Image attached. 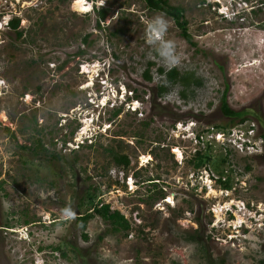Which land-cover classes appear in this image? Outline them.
Listing matches in <instances>:
<instances>
[{"label":"rangeland","instance_id":"obj_1","mask_svg":"<svg viewBox=\"0 0 264 264\" xmlns=\"http://www.w3.org/2000/svg\"><path fill=\"white\" fill-rule=\"evenodd\" d=\"M168 1L183 7L192 42L144 0H0V183L9 193L0 186V264H264V138L252 154L213 138L241 122L222 112L225 90L264 134V0H240L246 12L234 22L216 0ZM101 5L108 14L98 27ZM157 15L168 21L176 65L148 43L146 24ZM9 17L20 18L17 29ZM161 66L193 71L204 85L171 84ZM124 88L139 101L115 115ZM94 129L100 136L78 148ZM197 149L210 156L201 167ZM114 153L127 154L129 167ZM92 186L128 231L97 215L83 239L76 219L89 199L78 205ZM68 205L74 219L62 215Z\"/></svg>","mask_w":264,"mask_h":264},{"label":"trees","instance_id":"obj_2","mask_svg":"<svg viewBox=\"0 0 264 264\" xmlns=\"http://www.w3.org/2000/svg\"><path fill=\"white\" fill-rule=\"evenodd\" d=\"M146 5L154 11H162L165 14L171 16L175 22H177V24L179 26H181L183 28L182 30V34L184 35V37L189 41L192 42V37L190 35V33L188 32V29L186 27V21H184V9L183 7L179 6V5H172L170 4V2L168 0H144ZM102 6V5H101ZM96 12L98 13V21H97V26L101 27V22H103L108 14V9L106 7H98V9L96 10ZM9 24L11 25L10 27H12L13 29H17L19 24H20V18L15 17L13 19H11L9 21ZM19 36L23 35V31L18 30L17 31ZM89 37L90 35L87 34L84 36L83 40L85 43H91L92 41H89ZM84 50H80L79 54H83ZM154 63L150 62V65H152ZM150 67H148L146 69V72L144 73V76L147 80H152V75L150 74ZM157 72L159 74V76H166L168 82H170L171 84H174L178 81H181L182 84H184L186 87H189L191 84H195L196 86H201L203 84V80L200 77H195V73L192 72H187L189 73V75H185L181 74V72L178 70V68L176 66H172L170 67V69H167L165 67H159L157 69ZM169 89L167 88L166 84H162L160 85V94H163L164 92H167ZM226 90L222 96L221 99V110L222 112L226 115V116H230L233 118H239L241 122L245 121L246 118L245 116L240 113L241 111H237L235 109H233L228 101H227V95H226ZM188 91L187 90H183L181 92V95L183 98H187ZM120 109H115L114 110V114L117 115L119 114ZM34 121H37L36 117H34ZM215 128V127H214ZM6 130L10 133V135L15 138V134L11 131V129L9 127H6ZM74 134V133H73ZM262 136L264 137V134H262ZM66 142V140H64ZM197 142H202V138L200 136V134L197 135ZM210 142V141H208ZM21 148L23 149H31L32 147H27L25 145L20 144ZM46 149H41L37 152H44ZM196 157L194 160V165L195 167H201L204 163H206L209 159L210 156L208 153H203L201 151H199L198 149L196 150ZM114 161L116 162V164L124 166V167H129L130 165V158L127 154H121V153H114ZM205 167H208V165L206 164ZM218 181L220 182V184L222 185L223 188H231V182L228 178L223 180L221 178H218ZM3 182L2 181L0 183L1 188L4 190V194L5 196H9L8 191H6L5 188H3ZM92 189V193L88 192L89 189ZM89 189H86L84 192V196L81 197L82 203L79 204L78 206H83L84 202H85V197H87L89 199V209H87V211L85 213L79 214L77 216L76 219V223L81 227V229L83 230L82 232V237L84 240H89L90 237L88 235V233L84 232V230L87 227V223L89 220H91L93 217L95 216H100L103 220L106 221H110L112 224V230L115 232H120L121 230H125L128 231L130 229V223L128 221V219L118 210V209H112L111 206L107 203H104L101 200V196L104 194L105 190H100L97 186H92L89 187ZM108 190V189H106ZM16 211H11V215L16 214ZM23 212V211H22ZM24 216H25V224H28L30 221L27 218L28 214L26 213V211L24 210L23 212ZM9 225V224H8ZM101 238V237H100ZM54 250H60L63 251L62 248L60 246H56L54 247ZM63 255L66 256V253L63 252Z\"/></svg>","mask_w":264,"mask_h":264},{"label":"clouds","instance_id":"obj_3","mask_svg":"<svg viewBox=\"0 0 264 264\" xmlns=\"http://www.w3.org/2000/svg\"><path fill=\"white\" fill-rule=\"evenodd\" d=\"M215 2L216 3L214 5H216V8L220 10L219 12L223 14L226 19H229L232 22L240 20V18L246 12V9L244 10L243 6H236L238 4L240 5V0H231V1L227 0V3H223V0H216ZM228 2H230L231 7L229 6ZM245 2L246 1H244V3ZM232 4H234L235 6H233ZM239 8L241 9V11H239ZM223 9H226V10L222 11ZM11 19L12 18L9 17L8 21L6 22L7 26H10L9 21ZM168 27H169L168 21L163 16L157 15L147 21L146 34L148 38V43L152 45L156 49V51H158L161 54L163 63L165 65H176L180 62V56L175 53L174 41L165 39ZM203 85L204 84H202L201 86ZM125 89L126 88H124V93H123L124 95H122L121 93V96H122L121 103L117 106H114L113 111L115 109L121 110L123 106L125 107L128 106V108H131L133 102L139 101L138 99H135L131 91H129L131 95H128V96H131V99H127L126 97L128 94L127 93L128 90H125ZM169 93L170 91H167V92H164L163 94L166 95ZM139 108L140 106L137 105L136 107H134L133 110L137 111ZM193 126H195V124ZM97 129L98 130L100 129L99 126ZM257 129H258V126L256 125L254 121H250L249 123V120L246 119L245 121L239 122L238 124H236L230 129H227L224 132L219 131L215 133L213 135V138L217 135H222L221 138H218L217 140L225 141L226 139V143H223V144L226 145L227 148H230L233 150L235 149L237 151H240L241 153H244V152H247L250 154L254 153V152H249L247 149L248 146L253 145L257 149L255 153H259L262 151V145H261L262 142H258V140H263L264 137L262 136V134L260 135L257 134L258 135L257 136L254 133ZM96 130L94 129L91 134L88 133V135L84 137V141L77 142L78 148L81 147L80 144H82V146L83 144H86L85 141L87 142L90 141L91 142L90 144H92V140H96L100 136V134H98ZM197 135H196V140H197ZM240 146H242V149ZM224 189L231 190V188H227V189L224 188ZM62 215L68 219H74L76 217V213L71 205L66 206L62 210ZM238 227H241V225Z\"/></svg>","mask_w":264,"mask_h":264},{"label":"bare ground","instance_id":"obj_4","mask_svg":"<svg viewBox=\"0 0 264 264\" xmlns=\"http://www.w3.org/2000/svg\"><path fill=\"white\" fill-rule=\"evenodd\" d=\"M8 21V20H7ZM1 23V22H0ZM10 25V24H9ZM11 26V25H10ZM2 29V28H1ZM117 95V94H116ZM88 128V127H87ZM175 152H178V154H179V156L180 157H183V153H182V151L180 150V149H178V148H176L175 149ZM208 179V178H207ZM212 192H214L215 194H216V192L215 191H213L212 190ZM169 200H171V201H173V199H172V196H170V198H169ZM239 218V217H238ZM240 220H241V217H240ZM237 224V223H236Z\"/></svg>","mask_w":264,"mask_h":264},{"label":"built area","instance_id":"obj_5","mask_svg":"<svg viewBox=\"0 0 264 264\" xmlns=\"http://www.w3.org/2000/svg\"><path fill=\"white\" fill-rule=\"evenodd\" d=\"M240 147L242 149V146H240ZM247 149L249 152H255L257 150L253 145L248 146Z\"/></svg>","mask_w":264,"mask_h":264},{"label":"flooded vegetation","instance_id":"obj_6","mask_svg":"<svg viewBox=\"0 0 264 264\" xmlns=\"http://www.w3.org/2000/svg\"><path fill=\"white\" fill-rule=\"evenodd\" d=\"M222 103V102H221ZM227 117H229V118H231V119H234L233 117H230V116H227Z\"/></svg>","mask_w":264,"mask_h":264}]
</instances>
